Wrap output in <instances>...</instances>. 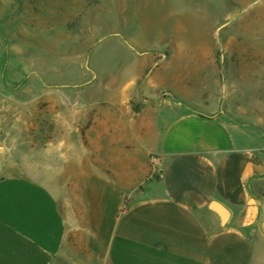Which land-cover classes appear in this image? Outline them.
I'll list each match as a JSON object with an SVG mask.
<instances>
[{
  "label": "crops",
  "instance_id": "obj_1",
  "mask_svg": "<svg viewBox=\"0 0 264 264\" xmlns=\"http://www.w3.org/2000/svg\"><path fill=\"white\" fill-rule=\"evenodd\" d=\"M194 53L144 56L113 100L64 97L57 141L1 154L0 264H264V136L197 100L221 77Z\"/></svg>",
  "mask_w": 264,
  "mask_h": 264
},
{
  "label": "rangeland",
  "instance_id": "obj_2",
  "mask_svg": "<svg viewBox=\"0 0 264 264\" xmlns=\"http://www.w3.org/2000/svg\"><path fill=\"white\" fill-rule=\"evenodd\" d=\"M173 50H210L221 78L197 100L264 136V0H0V156L57 141L64 97L131 93L143 57Z\"/></svg>",
  "mask_w": 264,
  "mask_h": 264
},
{
  "label": "built area",
  "instance_id": "obj_3",
  "mask_svg": "<svg viewBox=\"0 0 264 264\" xmlns=\"http://www.w3.org/2000/svg\"><path fill=\"white\" fill-rule=\"evenodd\" d=\"M149 163H150V179H162L163 178V168H162V163L157 155H150L149 157Z\"/></svg>",
  "mask_w": 264,
  "mask_h": 264
},
{
  "label": "water",
  "instance_id": "obj_4",
  "mask_svg": "<svg viewBox=\"0 0 264 264\" xmlns=\"http://www.w3.org/2000/svg\"><path fill=\"white\" fill-rule=\"evenodd\" d=\"M215 212L218 213V215L220 216L221 220L223 222H225L229 216L228 211L222 207H220L219 205H216L215 203L212 204L211 207Z\"/></svg>",
  "mask_w": 264,
  "mask_h": 264
}]
</instances>
